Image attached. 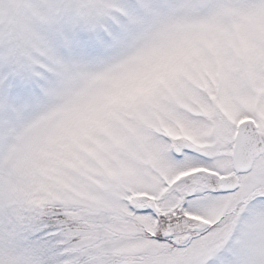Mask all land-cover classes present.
<instances>
[{
    "label": "snow or ice",
    "instance_id": "1",
    "mask_svg": "<svg viewBox=\"0 0 264 264\" xmlns=\"http://www.w3.org/2000/svg\"><path fill=\"white\" fill-rule=\"evenodd\" d=\"M0 264H264V0H0Z\"/></svg>",
    "mask_w": 264,
    "mask_h": 264
}]
</instances>
